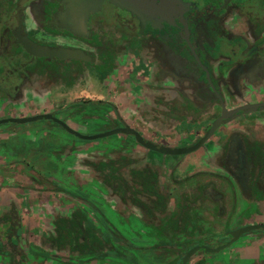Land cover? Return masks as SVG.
Instances as JSON below:
<instances>
[{
    "label": "flooded vegetation",
    "instance_id": "af4514ba",
    "mask_svg": "<svg viewBox=\"0 0 264 264\" xmlns=\"http://www.w3.org/2000/svg\"><path fill=\"white\" fill-rule=\"evenodd\" d=\"M49 26L59 31L50 32L46 29ZM103 32L116 34L120 41L113 46L104 43L99 37ZM23 42L55 53H28ZM75 50L82 57L73 56ZM143 64L142 68L136 69L137 65ZM151 67L154 68L153 74L149 75ZM0 71H3L0 77V119L50 114L85 135L128 126L145 141L169 148L192 146L220 115L221 105L230 111L246 104H259L252 110H240L221 119L200 147L174 155L145 148L131 134L122 132L112 134H120L116 148L100 138L80 139L48 119L36 120L46 123L31 127L32 137L27 136L25 126H18L25 123H1L0 134L6 138L14 130H24V136L20 137L21 140L18 138L21 145L13 143L10 137L0 140V147L2 150L5 148V163H22L21 158L26 153L32 159L39 158L45 167L43 171H35L29 162L28 165L25 163L34 174L31 178L37 183L46 181L51 174L55 176L53 178L60 179L63 172H73V165L78 161L71 151L65 150L62 155L58 150L64 141L53 126L78 140L71 144L73 150L77 147L95 149L84 164L93 175L90 187L79 190L75 185L67 187L54 183L50 189L58 192L60 199V195H64L75 202L86 193L91 197L90 204H86L88 209L68 205L67 208L63 205L49 208L47 204L43 217L49 216V222L42 219V225L32 227L35 232L28 229L24 234L25 227L16 211V201L11 198L6 203L0 201V215L13 209L19 223L17 245L10 246L21 256L18 264H29V259L32 260L30 264H110L111 259L123 264H143L145 260L158 264L156 261L163 259L166 261L162 264H180L184 253L197 246L199 248L184 264H190L193 257L197 259L191 264H221L217 259L208 262L210 255L207 253L231 246L228 252L234 253L237 259L233 248L238 239L251 232L264 233L263 226L244 232L229 243L230 232L264 224L235 227L236 219H232L231 212L236 191L242 195L252 196V191H258L259 197L264 195V124L261 126L262 134L258 135L253 131L255 117L248 120L249 128L246 125L247 116H264V98L235 102L249 91H262L264 94V0H0ZM120 77L128 84V93L134 101L144 92L152 95L160 92L168 96L167 104L156 102L153 97L144 109L140 105L119 108L110 97L120 95L121 84L117 82L115 85ZM151 81L157 82L153 84ZM34 100L41 105L32 106ZM48 100L53 103L46 110L44 104ZM18 103L20 108L14 111L13 106L17 107ZM120 110L130 114L135 110L140 113L146 110L149 114L162 111L178 124L167 139L155 132L148 137L127 123ZM69 121L77 127L70 125ZM232 124H244L247 132L238 138L229 128ZM104 125L108 127L101 129ZM127 136H131L136 144ZM212 136L215 140L211 141ZM210 141L211 147H206L211 154H200L201 150L205 153L204 146ZM221 148L227 167L219 158L207 168H195L185 174V170L197 167ZM70 152L72 155L66 156ZM150 153L177 156L176 161H171L170 168L166 170L164 167L156 172L154 185L149 184L143 174V165H149L145 161ZM187 155H193V160L182 165ZM100 163L105 165L103 174L109 183L104 182L96 170ZM113 167H118L114 173ZM113 175L118 176L120 188L111 179ZM196 187L201 188L204 195L199 204L192 206L189 198ZM89 188L92 189L91 195L87 193ZM101 190L108 192L104 199V202H112L108 206L97 202L100 201ZM175 195L180 203L172 202ZM121 208L130 216L139 215L148 225L162 229L166 226L160 235L171 242L165 238L160 243L157 235L149 234L142 241L150 243L151 247L127 243L124 229L109 220V211L117 214ZM248 210L246 206L240 216ZM78 215H82L92 227L105 228L117 235L111 237L108 234L110 245L98 247L96 257L78 256L52 240L57 218L77 220ZM228 225L226 234L222 233L224 242H218V247L192 244L183 248L184 241L199 234L202 236L207 230L210 233L222 232ZM191 229L193 235H189L188 230ZM23 239L28 245L25 251L21 248ZM202 247L216 250L207 251ZM148 248L153 249L149 256L144 255V249ZM241 261L264 264V258ZM0 264L13 263L0 255Z\"/></svg>",
    "mask_w": 264,
    "mask_h": 264
},
{
    "label": "rangeland",
    "instance_id": "374dc122",
    "mask_svg": "<svg viewBox=\"0 0 264 264\" xmlns=\"http://www.w3.org/2000/svg\"><path fill=\"white\" fill-rule=\"evenodd\" d=\"M46 29L50 32H55V33L59 31L51 26L47 27ZM62 33H65V32H62ZM99 37H101L100 39L104 40V43L111 44V46L118 44V42L120 41L119 36L113 33L108 34L107 32H103V34L100 35ZM2 73L3 71H0V77H2L1 75ZM51 102L53 103V101L51 100L50 101L48 100L45 102L44 106L46 110L50 108ZM17 105H18L17 107L13 106L14 111L20 108V104L18 103ZM38 105H41V102L37 103L36 100H34L32 106H38ZM24 106H27V105H24ZM45 123L46 121L41 120V121H35V122H28V123L21 124L18 126L20 127L25 126L26 127L25 130L28 131L26 132L28 134L27 136L32 137L33 133L30 132L31 127H35L39 124H45ZM69 124L77 127L71 121H69ZM10 125H16V124H10ZM53 127L56 129V131L60 133L61 140L64 141V143H62L61 146L58 147V150L61 151V154L64 155L65 150L71 151L72 153H74L75 158L76 157L78 158L76 165H73L74 166L73 172H68V173L63 172V176H61L60 179L53 178L55 176L51 174L49 178H46V181H41L40 183L39 182L37 183L31 178V176H33L34 174L25 165V163L28 165L27 162H29L35 171H43L45 167H44L43 162L39 158L32 159L30 157V154L26 153L24 158H21L19 155L16 156L19 159L20 158L23 159L24 162L13 163V164L7 165L5 163V157L3 156L4 154L3 150H5V148L2 150V148L0 147V201L3 200L4 203H6L8 198L14 199L16 201L17 203L16 211L18 212L19 216H21V219H22L21 225L25 227V230H23L24 234L26 233V230L28 229L31 232H35V228H32V227H38V225H42L41 224L42 219L43 221L46 220V222H49V219H50L49 216L45 215V217H43V214H45L44 207H46L47 204L49 205V208H51L52 205H58V206L63 205V208H67V205H68V207L75 206V207H78L79 209L85 206L88 209L89 206L86 204L88 203L90 204V201H91L89 200L91 199V197L87 195L86 193L83 195H80V200L78 202H75L64 195H60L61 197L60 199L58 196L59 195L58 192L50 190L54 187L55 185L54 183H57L60 186H67V187L75 185V187H78L79 190L80 189L83 190L85 188L90 187V185L93 183V178H92L93 175L88 169L85 168L86 166L84 164H85L86 159H88L90 155L95 153L94 148H86V149L80 148L79 149V147H77L75 148V150H73L74 148H72L71 144H73L74 141H78V140L74 138L72 135L63 131L61 128L57 126H53ZM107 127L108 125H104L101 127V129L107 128ZM23 131L24 130H17L15 132L14 130L12 131L13 134L8 135L7 138L10 137L13 143L21 145L22 143H19V139L20 137L24 136L22 133ZM119 136L120 134H116V135H111V136L100 138L99 140H105L106 142L111 143L112 145H114V147H116L118 145L117 141L119 140ZM127 137H128L127 139H129L131 142L135 143L133 139L131 138V136H127ZM7 138L4 134H0V140L7 139ZM71 152L66 154V156L72 155ZM175 157L177 158V156H164V155H157L154 153H150L147 160L145 161L149 163V165H146L145 163L143 165L144 166L143 174H144L145 180H147L149 184L154 185V183H156V172L164 169V167L166 168V170L170 168L172 162L176 159ZM219 158L222 159L223 166L227 167V161L225 160V154L223 152V148H221L220 150H217L216 153H214L211 157H208V158H205V160H202V162H200L197 167H191L185 170L184 172H186L185 174H187L188 172L189 173L193 172L195 168L197 170L203 169L205 167L207 168L209 167V165H213L216 162V160H219ZM66 160L67 158H65L64 162H66ZM46 171H49V169ZM89 189L90 191L88 190L87 193L91 195L92 189L91 188ZM203 195H204L203 190H201V188L199 187L198 188L196 187L194 191H192V193L190 194L189 200L192 203L191 205L195 206L196 203L199 204V202H201L202 200L201 196ZM107 196H108V192L106 190L105 191L101 190L99 194L100 201H97V202L101 203L103 206L104 204L108 206V204H111L112 202L111 201L104 202V199ZM173 198L174 199L172 202L180 203V199H177V195L173 196ZM109 213L111 214L110 219H109L110 222L124 229L127 243L130 242V244L133 243V245L151 247L150 243L146 241L145 242L142 241L147 235L149 234L157 235V238H159L158 242L160 241V243H162V241L166 238L160 235V231L165 229L166 226L165 228L162 229V227H154L152 225H148L143 221V219L140 218L139 215L130 216V214H128V211L122 210V208L119 209V211H117V214L115 212H110V211ZM31 223H33L32 224L33 226H30ZM117 223H124V224L120 225ZM235 223L237 222L235 221ZM235 223L232 224V226L235 225ZM229 226L230 225L226 226L222 230V232H219V233H215V232L210 233V230H207L204 232V235L202 236L199 233L194 234V236L198 234L200 236L193 237L189 240L184 241L185 242L184 244L182 243L180 244L185 246V247L182 246L183 248H187L186 246H190L192 244L206 245L208 247L213 246L212 248L218 247L220 245L218 242H224L222 233L226 234L227 228ZM188 231H190L189 235H193L191 234L193 232V229L188 230ZM188 231L186 233H188ZM201 232H203V230H201ZM165 240L170 241V239H167V238ZM137 242H140L141 244H137ZM153 242H156V240H153ZM27 246L28 245L26 241L23 239V241L21 242V248L25 251ZM129 246H132V245H129ZM229 247L223 250H220V251H215L213 253H207L210 255V258L207 259V261L209 262L213 259H217L221 262V264H251V262L241 261V260H237L236 258H234L235 254L232 252H228L230 250ZM144 250H145L144 255L149 256L151 255V252L153 249L148 248ZM196 259L197 257H193L190 261V264L194 263V260ZM31 261L32 260L29 259L28 263L30 264ZM164 261H166V259L156 261V262L158 264H162ZM252 263L258 264L257 262H252ZM56 264H59V263H56ZM110 264H123V263L120 261L111 259ZM124 264H131V263H124ZM143 264H150V263L145 260L143 261Z\"/></svg>",
    "mask_w": 264,
    "mask_h": 264
},
{
    "label": "crops",
    "instance_id": "0c3cea01",
    "mask_svg": "<svg viewBox=\"0 0 264 264\" xmlns=\"http://www.w3.org/2000/svg\"><path fill=\"white\" fill-rule=\"evenodd\" d=\"M143 65H137L136 69L142 68ZM153 67L151 69H148L149 75L153 74ZM126 73L124 74V76ZM137 75V73H136ZM123 76V73H122ZM119 82L121 85L120 87V95L110 97V100L113 101L118 105L119 108H124V107H133V106H138L140 105L143 109L148 107L145 105L148 102H152L153 97H155L156 102H162L163 104H167L169 98L166 94H161L160 92L158 93H153L148 94L147 92H144L143 95H139V97L134 101V98H132V95L128 93L129 88L128 84H125L120 77L116 83ZM153 84L157 81H151ZM145 91V89H143ZM150 96V97H148ZM264 98V94L262 91L260 93H257L255 91H249L244 94L242 98H237L235 102H253L257 101L260 99ZM158 100V101H157ZM131 103V104H130ZM229 105V103H227ZM121 117L129 124L133 125L137 130L141 131L143 134H146L148 137L152 136L153 134L151 133H157L159 137H162L164 139H167V135L170 132L175 131L176 129V124H178L177 121L169 119L164 112H155V113H146V110H142L141 113L137 112L135 110L134 113L130 114L129 111L124 112L121 111ZM145 112V113H144ZM252 117H255L252 121L254 123V128L253 131L257 133L262 134L261 131V126L264 124V116H254L250 115L246 117V125L247 128H249V123L248 120L251 119ZM167 125L166 127H164ZM178 127V126H177ZM233 133H236L238 138L242 136L244 133L247 132L245 125H236L232 124L229 127ZM251 130V129H249ZM260 131V132H258ZM209 140H215V137L212 136ZM208 140V141H209ZM210 142H208L204 146L205 153L201 150L200 154L207 156L209 153L208 149L206 146L210 145ZM209 146L208 148H210ZM193 160V155H187L182 160V165L186 162H191ZM264 169V166L263 168ZM264 171V170H263ZM263 178H264V172H263ZM258 191H252L251 195L249 196L248 194L242 195L239 191H236V199L234 202V209L232 212V219H236V226L235 227H240L243 225L247 224H252V223H259V222H264V195L259 197L257 195ZM247 203V204H246ZM248 207L249 210L242 216L240 214L244 212V208ZM167 216V214H166ZM241 217V218H239ZM239 219V220H238ZM233 252L236 253L238 256L237 259L239 260H250V261H258L261 258H264V233L263 232H251L248 234L243 235L238 241L235 243V246L233 248ZM44 264H48L45 262Z\"/></svg>",
    "mask_w": 264,
    "mask_h": 264
},
{
    "label": "trees",
    "instance_id": "16d2710c",
    "mask_svg": "<svg viewBox=\"0 0 264 264\" xmlns=\"http://www.w3.org/2000/svg\"><path fill=\"white\" fill-rule=\"evenodd\" d=\"M104 166L100 163L96 167V170L102 176L103 181L107 183L109 179L103 174ZM117 170L118 167H113V173ZM111 179L118 183V176L113 175ZM122 184L124 183L122 182ZM150 186L148 184V187ZM118 187L120 188L121 184L118 183ZM18 232L19 223L13 209L2 213L0 215V255L3 258H7V261L13 264H18L21 259V256L14 253L10 247L17 245L16 236ZM109 233L111 237L117 236L115 232H110L108 229L92 227L82 215H78L77 220L57 218L54 222V237L52 240L58 246L68 247L70 251L76 252L78 256L84 254L96 257L99 254V248H107L110 245ZM3 234L5 236L2 237ZM7 246L9 248H6ZM175 261H178V258Z\"/></svg>",
    "mask_w": 264,
    "mask_h": 264
},
{
    "label": "water",
    "instance_id": "95a60500",
    "mask_svg": "<svg viewBox=\"0 0 264 264\" xmlns=\"http://www.w3.org/2000/svg\"><path fill=\"white\" fill-rule=\"evenodd\" d=\"M23 45H24V47L28 53H32V54H36V55H43V54H46L48 52L49 53H55V51L48 50L46 48L35 46V45L29 44V43L23 42ZM72 54H73V56L82 57L81 53L77 50H75ZM257 106H259V104H246V105H242L240 107H237L235 109H232L230 111H227L221 105L220 115L210 123L209 127L206 129L204 134L192 146L187 147V148H169V147H164V146H156V145H154L148 141H145L135 130L131 129L128 126L117 127V128H113L111 130L105 131V132L96 133V134H92V135H85V134H81V133L73 130L72 128L67 126L64 122H62L61 120H59L58 118H56L50 114H38V115H32V116H26V117L3 118V119H0V124L6 123V122L26 123V122H32V121H36V120H40V119H48V120H51L54 123L58 124L66 132H68V133H70V134H72V135H74L80 139H86V140H93V139H97V138H102L104 136H109V135H112V134H115L118 132H122V133L131 134L134 137V139L136 140V142L141 144L145 148H148V149L155 151V152H158L160 154L174 155V154L188 153V152L195 150L196 148L200 147L206 141V139L213 133L214 129L220 124L221 119L227 118L229 115H232L233 113H235L237 111H240V110L249 111V110L256 108ZM263 226H264V224H259V225H249V226L238 228V229L230 232L231 238L229 240V243L234 241L239 235L243 234L244 232H248L250 230L260 228ZM224 246H226V245H223V247ZM198 248H199V246L193 247V248L189 249L187 252H185L181 258L180 264H184L186 262V260L189 258V256ZM220 248H222V247H220ZM202 249L207 250V251L208 250H211V251L216 250V249H207L204 247H202Z\"/></svg>",
    "mask_w": 264,
    "mask_h": 264
}]
</instances>
